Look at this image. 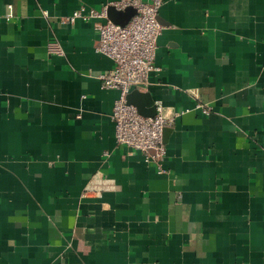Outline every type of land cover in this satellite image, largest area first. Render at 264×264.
Segmentation results:
<instances>
[{
	"label": "crops",
	"instance_id": "crops-1",
	"mask_svg": "<svg viewBox=\"0 0 264 264\" xmlns=\"http://www.w3.org/2000/svg\"><path fill=\"white\" fill-rule=\"evenodd\" d=\"M117 1L0 0V264H264V0H163L162 173L117 143L96 20L61 22Z\"/></svg>",
	"mask_w": 264,
	"mask_h": 264
},
{
	"label": "built area",
	"instance_id": "built-area-1",
	"mask_svg": "<svg viewBox=\"0 0 264 264\" xmlns=\"http://www.w3.org/2000/svg\"><path fill=\"white\" fill-rule=\"evenodd\" d=\"M162 5L163 0H119L113 3L119 10L127 7L137 10L127 25L109 19L102 21L108 18V7L100 11L82 6L61 20L62 23L74 22L78 18L96 20V52L114 61L113 68L101 73L99 78L103 88L119 91L112 112L117 143L142 152L146 162L154 163L160 173L165 171L167 156L165 129L173 127L177 119L189 109L172 110L157 103V113L145 116L135 105L128 103L127 96L134 89H146L150 84V74L157 69L158 39L164 29L159 20ZM53 50L62 52L59 45L54 46ZM196 98V107L210 114L213 106L203 102L197 95Z\"/></svg>",
	"mask_w": 264,
	"mask_h": 264
},
{
	"label": "water",
	"instance_id": "water-1",
	"mask_svg": "<svg viewBox=\"0 0 264 264\" xmlns=\"http://www.w3.org/2000/svg\"><path fill=\"white\" fill-rule=\"evenodd\" d=\"M136 13L137 10L134 7H127L125 9L119 10L115 6L111 5L108 7L107 17L114 23L127 25ZM127 101L129 104L135 105L145 116H154L157 113V103L153 99L150 92L134 89L128 94ZM170 129L171 128L165 129V142L166 135Z\"/></svg>",
	"mask_w": 264,
	"mask_h": 264
}]
</instances>
